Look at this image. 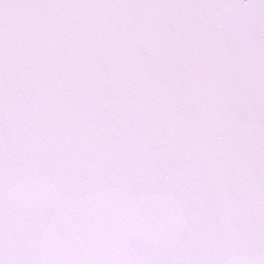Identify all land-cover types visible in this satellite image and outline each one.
Listing matches in <instances>:
<instances>
[{"label":"snow or ice","instance_id":"1","mask_svg":"<svg viewBox=\"0 0 264 264\" xmlns=\"http://www.w3.org/2000/svg\"><path fill=\"white\" fill-rule=\"evenodd\" d=\"M0 264H264V0H0Z\"/></svg>","mask_w":264,"mask_h":264}]
</instances>
